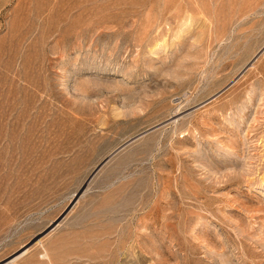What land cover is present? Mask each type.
<instances>
[{"label": "rangeland", "instance_id": "rangeland-1", "mask_svg": "<svg viewBox=\"0 0 264 264\" xmlns=\"http://www.w3.org/2000/svg\"><path fill=\"white\" fill-rule=\"evenodd\" d=\"M0 264H264V0H0Z\"/></svg>", "mask_w": 264, "mask_h": 264}]
</instances>
